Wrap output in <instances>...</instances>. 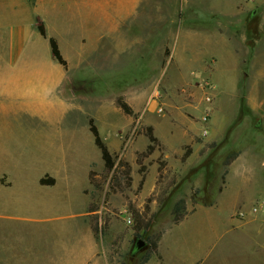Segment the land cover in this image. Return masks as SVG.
<instances>
[{"label":"rangeland","instance_id":"obj_1","mask_svg":"<svg viewBox=\"0 0 264 264\" xmlns=\"http://www.w3.org/2000/svg\"><path fill=\"white\" fill-rule=\"evenodd\" d=\"M42 1L0 0V69H23L32 62L11 60L12 24L31 20L26 47L43 55L47 49V58L36 62L55 73L49 38L61 42L67 67L57 95L69 103V111L60 125L71 129L69 135H89L83 142L92 165L87 182L84 171H80L79 179L70 187L74 202L71 195L62 198L64 187H54L49 174L41 182L47 189H39L36 176L47 163L41 158L43 145L37 135H52L58 127L14 105L7 112L0 111V173L20 165L22 173L31 175L16 187L19 200L10 197L5 206H0V264H62V257L64 264H141L150 244L135 252V239L148 242L150 237L152 242L176 222L178 214L188 213L202 202H215L227 182L225 169L230 166H225V159L236 151L242 155L240 163L256 169L249 174L255 178L251 186L257 194L254 198V192H247L244 206H248L247 217L256 219V226H260H251V230L264 238V207L255 208L264 201V43L256 50L252 36L244 43H230L228 48L236 50L235 58L230 53L217 66L216 57L211 55L217 56L220 45L203 35L191 41L193 53L187 55L197 60L176 58L171 41L179 31V22L168 7L158 6L182 1L143 0L146 10L127 22L131 39L127 45L89 43L82 32L75 33L80 42L71 44L70 34L59 27L63 22L55 16L50 31L46 28L47 36L41 35ZM68 2L82 4L83 0ZM243 2L264 10V0ZM261 16L263 13L248 24L250 33ZM182 24L186 29L195 26ZM119 51L133 55L113 60L111 55ZM21 73L0 74V87L7 79H19ZM207 82L214 85L211 102L206 100ZM120 95L138 112L130 115L118 107ZM7 100L0 93L1 109ZM205 107L211 109L208 135L202 134ZM49 110L55 114V108ZM91 124L97 126L100 135L121 137V148L114 152L115 163L110 169L101 156L97 161L101 151L97 145L92 149ZM151 130L156 142L149 138ZM159 135H192L195 146L185 142L180 156L176 146L169 150ZM149 144L154 146L150 154ZM193 152L196 156L189 162ZM229 180L228 193L240 178L234 172ZM196 190L198 203L192 200ZM180 200H184L185 209L178 211L175 208ZM77 239L81 247L79 262L66 258ZM245 247L242 244L232 250L236 253ZM159 259L156 250L145 264H159Z\"/></svg>","mask_w":264,"mask_h":264},{"label":"crops","instance_id":"obj_2","mask_svg":"<svg viewBox=\"0 0 264 264\" xmlns=\"http://www.w3.org/2000/svg\"><path fill=\"white\" fill-rule=\"evenodd\" d=\"M68 1L43 0L40 5L39 16L49 31L50 22L54 16L62 20L64 26L59 27L64 28L63 31L70 34L69 42L71 44L80 42V38L76 37L75 33L82 32L89 38V43L103 42L127 45L131 40L127 35L128 20L136 18L139 12L146 10L142 4L143 0H83L82 4H69ZM178 1L182 2L173 4L169 2L166 6L163 4L158 6L161 8L168 7L171 12L175 13L172 16L173 19H177L179 22V31L174 34V38L171 41L176 58L186 61L197 60L195 56H191L193 58L191 59L187 55L193 51L190 45L191 41L203 35L220 45L216 53L217 56L211 55V57H216L217 66H219L221 60L229 57L230 53L235 58L236 50H229L228 46L230 43L247 42L249 36H252L253 41L257 45L255 50L256 47L258 49L259 44L264 43V10L252 5V3H241L242 0ZM257 1L260 2L262 0ZM183 12H191L193 14L183 16V14L181 15ZM262 13L263 16H261L260 21L257 25L255 24L257 26L256 29L250 33V30L247 29L248 24ZM183 22L185 24L195 23V26L186 29L184 24H182ZM11 26L14 28L11 33V60L22 59L26 61L29 59L32 62L28 64L29 67L23 69H0V74L8 72V75H12V73L19 72V70L22 72L19 79L15 81L7 79L5 84L0 87V93L9 98L2 107L4 110L1 109L0 105V111L7 112L14 105L31 114L40 115L57 125L58 128L53 131L52 135H37V139L43 145L41 149H43L42 152L44 154L41 158L47 163V166L36 176V182L39 189H47V187H44L46 185L41 184V179H43L44 175L49 174L55 179L54 187H64L62 188L64 189L61 194L62 198H67L71 195L72 202H74L75 194L70 187H73V182L79 179L78 173L80 171H84L85 182H87L88 172L92 165V157L85 151V146L87 145L83 142L84 138L86 139V136L89 135H69L71 129L60 125L69 111V103L57 95V88L65 80V66L54 58L53 62L57 71L55 73L42 65L41 62H36L38 59L41 61L43 57L47 58L48 50L46 49L43 55L42 51H33L31 47H26L25 43L30 31L31 20L27 19ZM58 42L61 43L60 41ZM50 50L52 53L51 46ZM62 53L64 54V52ZM127 54L130 57L133 55L132 53L119 51L113 52L111 56L113 60H117L118 56L122 58L123 56H128ZM254 60L256 61V58ZM221 68H223V64H221ZM14 99H21L22 102H15ZM127 102L137 113L138 109L132 105L131 101ZM50 108H55L54 115H51L52 110H49ZM159 136L169 150H171L172 146H176L180 156L184 154L183 144L185 142L195 146L192 135ZM101 137L112 154L121 148L122 141L120 136L101 135ZM93 141L94 146L92 149L96 150L95 138ZM100 156L102 157V154L100 153L99 155L97 153V161L101 160ZM195 156L196 152H193L189 156L188 161H192ZM241 157L242 155L238 156L231 163L227 174V182L218 193L213 204H197L183 218L175 222L163 233L157 248L160 258L159 264H263L264 238H261V236L257 235V232L251 230V226L257 227L258 225L256 226V219L247 217L248 206H244L247 192H254V198L257 194V191L251 186L254 182L252 179L255 178L249 174L255 168L251 165L240 163ZM20 167V165H14L8 171L2 170L0 173V186H2L0 188L1 207L6 205L5 200L7 198L14 197V199L19 200L16 187H21V182L31 178V175L22 173ZM234 172H236L240 180L237 181L233 190L228 193L229 178ZM261 204L264 207L263 201L255 208L257 210L261 209ZM12 212L13 214H18L14 211ZM75 213L79 215L78 212ZM13 216L20 217L18 215ZM33 219L39 220L43 218L35 217ZM258 227L260 228V226ZM242 244H245V249L234 253L235 250L232 249ZM217 246L220 247L217 249ZM215 249H217L216 252ZM80 251L81 247L77 239L75 249L72 250V253L66 254V258L71 259V261L76 259L79 262ZM62 258V264H64L65 257ZM69 260L66 261L68 262Z\"/></svg>","mask_w":264,"mask_h":264},{"label":"trees","instance_id":"obj_3","mask_svg":"<svg viewBox=\"0 0 264 264\" xmlns=\"http://www.w3.org/2000/svg\"><path fill=\"white\" fill-rule=\"evenodd\" d=\"M39 31L40 33L43 35V36H47V30H46V27L44 25V23L42 22L41 25H39ZM49 41H50V46H51V49H52V53H53V56L54 58L59 62L61 63L62 65H64L65 67H67V60L65 59V57L63 56V53L60 49V46H59V42L58 40L51 36L49 38ZM116 104L118 107L122 108L127 114H130V115H134L135 111L134 109L131 107V105L126 101L125 97L123 95H120L117 97V100H116ZM91 131L94 135V138H95V144L97 145V147L100 149L101 151V154H102V158L105 162V165L107 168H112L114 166V163H115V160H114V156L113 154L111 153V151L109 150L107 144L105 143V141L102 139L100 133H99V130L97 128L96 125H93L91 124ZM149 138L151 140V142H156L158 139L155 135H153L152 133V130L151 132L149 133ZM154 150V146L152 144H149L148 145V150H147V153H152ZM240 155V152L239 151H236V152H232L231 154L227 155L226 159H225V166L228 167L231 165V163ZM229 172V169H225V174H228ZM92 174V172H91ZM51 181L54 182L55 179L54 178H51ZM41 182L44 183L45 182V179H41ZM222 190V189H221ZM198 192L199 190H196V193L193 194L192 196V200L195 202V203H198L199 201V195H198ZM205 191H203L204 193ZM214 203V202H213ZM212 202L207 204V203H203L202 204H205V205H211L213 204ZM181 205H183V208H181ZM176 210H184L185 209V204H184V200H180L178 202V205H176ZM187 213L183 212L181 214H178L177 218L175 219L176 222H178L181 218H183ZM159 240H160V237L157 238L156 240L154 241H150V237H149V241L147 242L148 245L150 244V247H149V250H148V253L147 255L145 256L144 260L142 261L141 264H145L146 262H148L150 260V258L152 257L153 253L157 250L158 248V243H159Z\"/></svg>","mask_w":264,"mask_h":264},{"label":"built area","instance_id":"obj_4","mask_svg":"<svg viewBox=\"0 0 264 264\" xmlns=\"http://www.w3.org/2000/svg\"><path fill=\"white\" fill-rule=\"evenodd\" d=\"M206 88V100L208 102H211L212 99L214 98V94H213V89H214V85L213 83L207 82L205 85ZM160 110H162V108H160ZM210 118H211V109L210 107H205L203 110V114L201 116V123H202V134L203 135H208L210 133ZM263 206V204H261V207Z\"/></svg>","mask_w":264,"mask_h":264},{"label":"water","instance_id":"obj_5","mask_svg":"<svg viewBox=\"0 0 264 264\" xmlns=\"http://www.w3.org/2000/svg\"><path fill=\"white\" fill-rule=\"evenodd\" d=\"M148 247V243L143 238L137 237L134 243L135 252L143 251Z\"/></svg>","mask_w":264,"mask_h":264}]
</instances>
